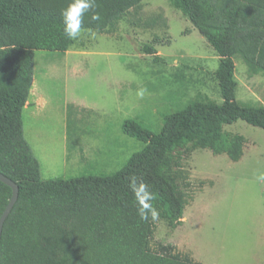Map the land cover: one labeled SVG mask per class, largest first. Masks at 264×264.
<instances>
[{"label": "trees", "instance_id": "1", "mask_svg": "<svg viewBox=\"0 0 264 264\" xmlns=\"http://www.w3.org/2000/svg\"><path fill=\"white\" fill-rule=\"evenodd\" d=\"M143 1L96 0L100 20L85 16L82 27L107 30L119 16L137 13ZM167 1L217 53L214 75L222 103L193 102L162 114L156 132L126 119L121 131L143 147L113 174L41 180L24 136L22 110L32 85L34 51L69 48L61 15L69 0H0V173L18 186L1 230L0 264H196L173 245L162 246L164 253L152 249V221L140 220L127 178H143L169 225H180L185 195L177 168L184 159L211 143L225 124L242 120L264 129V107L242 106L235 99L233 61L239 55L249 74L264 75V0ZM160 18L157 13L133 24L152 28ZM141 51L161 60L150 44ZM230 155L239 153L233 149ZM10 195L0 181V215Z\"/></svg>", "mask_w": 264, "mask_h": 264}, {"label": "rangeland", "instance_id": "2", "mask_svg": "<svg viewBox=\"0 0 264 264\" xmlns=\"http://www.w3.org/2000/svg\"><path fill=\"white\" fill-rule=\"evenodd\" d=\"M157 13L161 18L152 28L133 24ZM92 32L70 40L65 52L34 51L22 122L41 180L113 174L143 147L121 131L126 119L156 132L162 114L193 102L222 103L214 75L217 53L167 0H144L137 13ZM144 44L161 60L142 52ZM233 61L236 101L264 105V75L249 74L239 55ZM225 130L244 137L243 155L232 161L197 149L184 159L195 189L200 179L212 184L199 191L193 212L185 207L180 225H169L162 212L151 223L153 250L164 253L161 247L170 244L201 264H263L264 181L256 177L264 172V129L238 120Z\"/></svg>", "mask_w": 264, "mask_h": 264}, {"label": "clouds", "instance_id": "3", "mask_svg": "<svg viewBox=\"0 0 264 264\" xmlns=\"http://www.w3.org/2000/svg\"><path fill=\"white\" fill-rule=\"evenodd\" d=\"M63 18V34L68 40L77 41L84 32L94 36L91 29L82 27L85 16L91 17L92 20H100V14L96 10V0H69L67 6L61 12ZM145 90H141L138 95H144ZM259 181H264V172L256 177ZM128 187L134 197L137 205V214L142 221L157 222L160 219V211L155 206V193L151 190L150 185L143 178L136 175H130L128 178Z\"/></svg>", "mask_w": 264, "mask_h": 264}, {"label": "crops", "instance_id": "4", "mask_svg": "<svg viewBox=\"0 0 264 264\" xmlns=\"http://www.w3.org/2000/svg\"><path fill=\"white\" fill-rule=\"evenodd\" d=\"M260 101L264 104L263 100H260ZM259 107H264V105L259 106ZM233 123H235V122L225 124L223 126L222 131H221L219 136L215 137L214 140L209 144L196 147L189 154V156L192 155V153L197 149H207L213 154H225L232 161H237L238 159H240L241 156L243 155V147H244V143H245L244 137L238 133L231 132V130H225V126L231 125ZM233 149H236L238 151V153H239L238 158H232L231 157L230 154H231ZM189 156H187V157H189ZM177 170H178V174H181V176L178 178V183H179L180 189L184 193L185 199H186L185 203L183 205V209H182V219H184L183 213H184L185 207L188 206L189 211L193 212L195 210V206H197V204H194V201H195V198L198 195L199 191H201L206 185L212 184V181L209 179H202V180L200 179L198 181L199 182V188L195 189V187L191 183V181H193V179H192L191 175H189L188 170L185 168L184 161L182 162V165L179 168H177ZM189 177L191 179H189ZM190 206H191V208H190ZM190 262L196 263V264H201V262H199L197 259H193V258L190 259ZM263 264H264V262H263Z\"/></svg>", "mask_w": 264, "mask_h": 264}, {"label": "water", "instance_id": "5", "mask_svg": "<svg viewBox=\"0 0 264 264\" xmlns=\"http://www.w3.org/2000/svg\"><path fill=\"white\" fill-rule=\"evenodd\" d=\"M0 181L5 183L6 185H8L11 189V195H10L9 201L6 204V206L4 207V209L0 215V235H1L3 223L6 219V217L8 216L9 212L11 211L16 199H17L18 186L11 179L4 176L2 173H0Z\"/></svg>", "mask_w": 264, "mask_h": 264}]
</instances>
